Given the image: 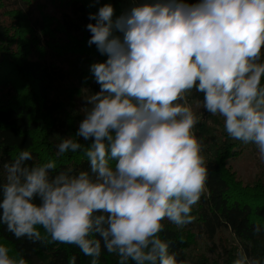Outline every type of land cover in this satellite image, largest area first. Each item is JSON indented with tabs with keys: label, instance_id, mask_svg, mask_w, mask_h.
<instances>
[{
	"label": "clouds",
	"instance_id": "obj_1",
	"mask_svg": "<svg viewBox=\"0 0 264 264\" xmlns=\"http://www.w3.org/2000/svg\"><path fill=\"white\" fill-rule=\"evenodd\" d=\"M114 11L106 3L88 15L87 45L107 59L89 66L99 91L84 98L75 139L56 146L57 157L83 152L88 170L29 165L21 150L3 164L0 224L18 240L74 245L90 264L103 251L117 264H186L159 234L165 219L192 223L206 191L203 112L264 161V0H142L115 20ZM193 91L203 112L188 103ZM10 251L0 244V264H28ZM233 264L264 260L241 246Z\"/></svg>",
	"mask_w": 264,
	"mask_h": 264
},
{
	"label": "trees",
	"instance_id": "obj_2",
	"mask_svg": "<svg viewBox=\"0 0 264 264\" xmlns=\"http://www.w3.org/2000/svg\"><path fill=\"white\" fill-rule=\"evenodd\" d=\"M54 1L62 9L59 13L46 12L37 0H0V183L6 175L3 164L14 160L21 150L32 153L29 165L53 159L55 172L69 167L88 170L83 152L56 156L60 138L75 139L80 123L73 97L86 98L99 91L89 66L107 59L95 45H87L91 33L86 25L95 23L88 15L110 3L115 20L134 3L142 2L99 0L92 6V0ZM64 84L69 90L66 98L59 95ZM192 93L203 102L202 94ZM198 133L207 138L203 128L199 127ZM79 142L88 143L82 138ZM240 152L236 140L228 135L220 143L211 142L204 151L209 170L206 191L193 206L194 221L183 228L162 221L164 230L159 235L172 242L170 251L177 253L178 260L187 263L188 248L196 238L211 241L221 230L230 231L249 256L264 260V232H253L256 224L264 227V178L249 183L239 178L228 163ZM39 230L43 233L42 228ZM0 244L9 247L12 256L20 253L28 264H68L73 255L76 264H90L91 259L74 245L18 240L2 224ZM235 259L234 252L223 250L219 261L210 263L199 258L193 264H233ZM100 262L117 264L118 257L103 251Z\"/></svg>",
	"mask_w": 264,
	"mask_h": 264
},
{
	"label": "rangeland",
	"instance_id": "obj_3",
	"mask_svg": "<svg viewBox=\"0 0 264 264\" xmlns=\"http://www.w3.org/2000/svg\"><path fill=\"white\" fill-rule=\"evenodd\" d=\"M39 5L43 6L44 10L49 13H59L62 9L58 3L54 0H37ZM68 85L64 84L59 91V95L62 98L68 96L69 90ZM188 103L192 110L196 113L203 112L202 103L197 101L193 93L188 94ZM75 103V109L80 114V121L83 119L82 108L85 107L83 97H73ZM79 121V122H80ZM203 128L207 133V138H203L204 150L202 155L207 157L208 154L204 153L208 145L211 142L220 143L225 135H227L224 125L223 117L216 115L213 116L207 112H203L199 123L196 126V134L201 137L198 133V128ZM202 138V137H201ZM240 147V155L228 163L230 168L242 179L243 182L249 183L257 177L264 178V161L261 160L258 150L253 144H244L241 141L236 140ZM209 153V152H207ZM223 250L234 252L237 258L239 250V244L228 230L219 231L213 240L209 241L205 238H196L194 244L188 248L187 251V263L193 264L199 258H204L210 263L219 261L222 257Z\"/></svg>",
	"mask_w": 264,
	"mask_h": 264
}]
</instances>
